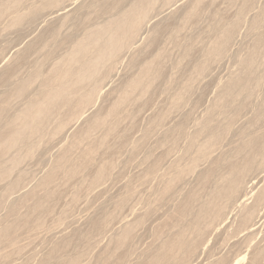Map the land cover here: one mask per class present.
<instances>
[{
  "label": "bare ground",
  "instance_id": "1",
  "mask_svg": "<svg viewBox=\"0 0 264 264\" xmlns=\"http://www.w3.org/2000/svg\"><path fill=\"white\" fill-rule=\"evenodd\" d=\"M6 1V0H5ZM41 1V0H40ZM43 1V0H42ZM68 1V0H67ZM73 0H71L69 3L71 4ZM77 1V0H76ZM97 1V0H96ZM107 1V0H106ZM106 1L104 0V4H102L101 6H99V8L97 7L96 9H99L101 12H111L113 10H115V12L117 10L120 9V11H117L120 12L119 15H118L115 19H112V20H109L108 22L105 23V25H103L102 23V26L100 28H97L96 29H86L85 33L83 34L84 37H82L81 40L79 41H75L76 43L74 44L73 42V48L72 49V53L69 55H67V57L61 62L58 64V62L56 61V66L55 67H51L52 70H50L49 74H47L46 78L44 80H42L41 82V86L39 88V82L37 85V89L38 90H35L36 88V83H37V80L38 79V75L41 74L39 73L38 74V71L42 68H38V71H32V75H27L29 78L27 79H24V81H20L19 83V87L17 86L18 85V81L16 82L17 84L15 85L12 81L10 82L9 80L11 79H8L7 76H10L8 75L10 72L9 70H6V69H9V68H2L3 70H6L5 72L2 71L1 75L4 77L6 76L7 79L4 77V79H6V81L8 80L11 84H8V85H15V87H18V92L15 91L17 93V95L19 94V96L22 94H24L23 96H25V94L29 93V92H26V91H29V89H32L30 91H32L34 88L35 91H37V94H35L33 97L31 96V98L29 99V102L27 103L26 101V104L24 103L23 104V107L26 106V107H22V110L20 111L19 109V113H16V114H13L14 117H11L8 118L7 120H5L4 116L6 115V111L8 110V108H10L14 102V100H12V105L10 104L11 103V99L10 97L8 96H5L4 95L2 97H4V99L7 97L6 100H4V102H2L0 104V125H2V127H0L1 131H0V166L1 167H5V165L8 163H4L2 160H3V156H7L9 155V153L11 151H13V148H15L16 146L18 147V144L20 143H25V142H28L30 139L32 140V137L35 135L37 136L36 134L37 133H41L40 131L42 130V128L44 126H46L45 124L48 122L49 125H50V120L49 118H52V114L56 115V113H58L59 111H62L63 113L65 112V115H66V118L65 119H60V122H61V125L59 126V130H60V133L61 131H66L68 132V129L71 127V121L70 124V127L68 129H65L67 128L68 126L66 125L67 124V120L71 117L74 118L75 114H77V112L82 109L81 113L82 112H85L84 110L88 109V106L91 105L92 101H94V97L93 95L94 92H95V89L97 90L98 87L96 86V83L98 84L97 82V73L102 70V68L104 67L103 65L106 64V62H108L110 65L106 64L108 68H111L113 65H111L110 61H112V59L116 58V54H118V56L120 55V52L123 51L124 49L128 48L131 43L133 42V40L135 39V37L138 35L141 27L144 26V24L147 22L148 18L150 17L149 14L150 12H153L152 10H155V1L157 0H134V1H131L132 4L127 5L128 7L127 8H123L122 5L124 6V1L125 0H118L116 2H110V3H106ZM171 1V0H170ZM174 1V0H173ZM207 1V3L209 4H212L214 3L215 0H193L192 4L189 3V5L191 4L190 7H187V8H184V13H183V17L180 19H178V21L181 23V24H186L187 21L190 22V19L192 21H194L195 17L197 15H199V11L201 9H203V3ZM219 1V0H218ZM221 1V0H220ZM219 1V2H220ZM224 1V0H223ZM234 1V0H233ZM237 1V0H236ZM242 1V0H241ZM254 1L258 2L257 0H243L242 1V4L240 6V3L238 6H240L238 9H236V13L233 17V14H230L231 17L226 19V15L228 14H224L222 13V9H221V13L224 14L223 17H220V19L216 18V30L213 31L215 32L214 33V40L213 42L211 43V39H209V44H207V46H209L208 48H206V58L203 62H199V64H197L194 69V72H193V75L196 77V80H198L199 76L203 77V74H204V70H209L208 69V66H210L211 63L213 62H216L217 60L219 61V59L221 57L224 56V54L226 53V49H227V46L228 44L230 43V41L232 40V37L234 36L235 32L237 33V28H240V24L241 22L244 23L242 20H243V17H244V20L245 19V16L246 13L249 11L251 12V10L253 9V7L256 5L253 6V4H257L256 2L254 3ZM4 2V0L2 1ZM2 2L0 3V19L1 17L5 16V14H8L9 12H11L10 14H13V12L15 13L12 18V26L14 27V25H17L15 28H19L18 26L22 23H24V19L26 20L27 18L30 20L32 18H35L34 14L36 13H39L38 11L39 10H43L44 8L45 9H51L50 11V14L52 12L53 15H50V16H58L57 18H59V16L61 15L60 14V11H64V9L67 7V2L66 0L62 2V0H48V1H43L42 5L39 7L40 8H37V5L36 4V8L37 9H32L34 11L28 13L27 15H20L21 12L19 11V13L17 12L16 13V10L19 8L18 5L19 2L18 0H9V1H6L2 4ZM23 2V0L21 1ZM65 2V3H64ZM99 2V1H98ZM97 2V4H98ZM129 2V1H128ZM224 2H228L227 0H225ZM232 2V1H231ZM238 2V1H237ZM37 3H39V1H37ZM61 3H64L62 4L63 7H61ZM94 3V2H93ZM100 3V2H99ZM207 3H204L207 4ZM216 3H217V0H216ZM222 3V1H221ZM225 3V4H226ZM233 3V2H232ZM2 4V5H1ZM25 4V3H24ZM83 4V3H82ZM96 4V5H97ZM126 4V3H125ZM128 4V3H127ZM162 4V3H161ZM186 4V3H185ZM207 4V5H208ZM220 4V3H219ZM229 4V3H228ZM234 4V3H233ZM238 4V3H236ZM26 5V4H25ZM33 5V4H32ZM85 5V4H84ZM83 5V6H84ZM95 5V4H94ZM182 5V4H181ZM188 5V6H189ZM214 5V4H213ZM232 4H229V6H231ZM263 5V4H262ZM34 6V5H33ZM69 6V4H68ZM167 6V5H166ZM165 6V7H166ZM184 6V5H183ZM182 6V7H183ZM217 6V5H216ZM220 6V5H219ZM227 6V7H229ZM237 6V7H238ZM18 7V8H17ZM30 8V6H28ZM47 7V8H46ZM81 7V6H80ZM85 7V6H84ZM122 7V8H121ZM126 7V6H125ZM178 7V6H177ZM181 7V8H182ZM205 7V6H204ZM261 7V6H260ZM34 8V7H32ZM68 8V7H67ZM66 8V9H67ZM86 8V7H85ZM157 8V7H156ZM163 8V7H162ZM214 8V7H213ZM218 8V7H217ZM221 8V7H220ZM232 8V7H231ZM263 8V7H261ZM28 9V8H27ZM44 9V10H45ZM79 9V8H78ZM83 9V8H82ZM87 9V8H86ZM93 9V8H92ZM175 9V8H174ZM255 9V8H254ZM253 9V10H254ZM258 9V8H257ZM28 10H31V9H28ZM27 10V12H28ZM88 10V9H87ZM86 11H83L84 13L87 12ZM98 10V11H99ZM169 10V9H168ZM173 10V9H172ZM183 10V9H182ZM215 10V9H214ZM231 10V9H230ZM233 10V9H232ZM49 11V10H48ZM92 11V10H91ZM95 11V10H94ZM97 11V12H98ZM181 11V10H180ZM229 11V10H228ZM256 11V10H255ZM75 12V11H74ZM100 12V13H101ZM159 12V11H158ZM163 12V11H162ZM173 13V11H171ZM254 12V11H253ZM43 13V11H42ZM62 13V12H61ZM65 13V12H64ZM90 12H88V15H89ZM99 13V14H100ZM157 13V12H156ZM155 13V14H156ZM199 13V14H198ZM215 13V12H214ZM217 13V12H216ZM219 13V12H218ZM229 13V12H228ZM252 13V12H251ZM23 14V12H22ZM26 14V13H25ZM68 14V13H67ZM66 14V15H67ZM81 13H79L80 15ZM83 14V13H82ZM93 14L96 15V13L94 12ZM91 14V16L93 15ZM99 14H97L96 16H98L99 18ZM113 14V13H112ZM248 14V13H247ZM39 16V14H37ZM49 15V14H48ZM65 14H62V17L60 16V18H63ZM66 15H65V21L68 20L66 19ZM86 14L82 15L81 17L85 16ZM100 15H103V14H100ZM105 15V13H104ZM110 15V14H109ZM114 15V16H116ZM151 15V14H150ZM182 15V14H181ZM10 16V15H8ZM7 16V17H8ZM43 16V15H42ZM46 16V15H45ZM90 16V15H89ZM94 16V15H93ZM113 16V15H112ZM154 16V15H153ZM176 16V14H175ZM180 16V14H179ZM212 16V15H210ZM229 16V15H228ZM251 16V14L249 15ZM254 16V15H252ZM11 17V16H10ZM41 17V16H39ZM49 17V16H47ZM69 17V16H67ZM75 17V16H74ZM95 17V16H94ZM106 17V16H105ZM104 17V18H105ZM109 17V16H108ZM171 17V16H170ZM177 17V16H176ZM37 18V16H36ZM86 20L87 19H90L89 17H84ZM110 18V17H109ZM167 18V17H166ZM172 18V17H171ZM170 18V19H171ZM197 18V17H196ZM199 18V17H198ZM197 18V19H198ZM225 18V19H224ZM247 18V17H246ZM43 19V18H42ZM70 19V18H69ZM151 19V18H150ZM165 19V18H164ZM175 19V17H174ZM196 19V20H197ZM252 19V20H251ZM249 21H250V24H248L249 26V33L253 36V39H252V43H251V46L248 48V50L246 48H244L245 50H247L246 53H244L245 56H243L238 62H237V67H236V70H234V73L230 75L229 79L225 82V84L223 83V86H220L218 88V92H217V98L215 97L213 100L214 102H212L213 104L211 105V107L207 108V110L205 111L206 114L203 116V119H205L203 121V123L201 125L198 126L197 129V132H194L195 134L192 135V137L190 136V138L188 139L187 141V144H186V151L184 152V156L186 157V160L187 162L186 163H178V164H172V166L167 170L169 171V175H167L168 173H166L165 175L162 176L161 178V182H162V188L158 191H156L158 194L155 197V200L153 201V206L151 205L149 210L147 211L146 209V212H142L140 215L137 214V216H135V219H133V221L131 220L132 223L130 222H127V220H125V224L122 226L121 228V231L117 232V235L115 234V238L112 237V240L109 242V246H105V248H101L99 251L100 253H97L98 256L97 257H94L95 261H93L92 264H129L131 263L127 258V254H126V246L127 244L130 242L129 240L134 236V232L137 231L136 229L141 226V224L144 222H146L145 220L148 219L149 221L152 220V218L150 219V216L153 217L152 215H155V213H160V212H157V207H163L165 205H167V203H171L173 199H178L176 198L175 196L177 195H180L182 194L181 191H179L178 189H180L186 182H188V177L190 176V174H194V172L197 174L195 177L197 178L196 181H194V188L192 191H190L189 193H186V194H183L182 195V198L181 200H179V202L177 203L176 207L174 208L172 214L170 215V217L166 218L165 220H163L159 226H157V231L159 233L163 235H165V237H162L164 238L160 244H155L156 246L153 247V249L151 251H149L147 254H146V257L144 259V262L142 264H198L199 262V259L201 257V255L203 254H207L206 252V247L208 246V243H209V239H211V236H214L216 233L220 232L219 229H227L229 227H234V234L233 236L234 237H238V235L240 234H243L241 238H236L235 242H233L231 245V248L233 249L232 251L234 252H229V254H234L233 257L234 259H230V256L227 254H224V255H221V257L219 256L218 258H216L215 261H212L211 263H208V264H264V220L262 219V217H260L259 213L261 210L264 209V94H263V100L261 99L260 102H258L257 104L254 102L252 103V101H248L250 99V95H252L253 93L255 94V91L253 92L252 90H259L261 86H263V78H259V69L261 67L264 68V30H262V28L264 27V8L259 10L255 16L253 18H251ZM3 20V19H2ZM36 20V19H35ZM40 20V19H38ZM46 20V19H45ZM59 20V19H58ZM61 20V19H60ZM64 20V19H63ZM62 20V23L65 22ZM104 20V19H103ZM169 20V19H168ZM4 21V20H3ZM34 22V20H32ZM31 21V22H32ZM37 21V20H36ZM50 21V20H48ZM79 21V19H78ZM83 21V20H82ZM93 21V20H92ZM96 21V20H95ZM174 21V20H173ZM176 21H177V18H176ZM174 21V22H176ZM177 21V23H178ZM191 21V22H192ZM10 22H11V19H10ZM29 21H27L28 23ZM32 22V23H33ZM55 22V21H54ZM54 22L52 23V25L54 24ZM85 22V21H84ZM83 24H86L84 23ZM90 22V21H89ZM170 22V21H169ZM169 22H166V23H169ZM173 22V23H174ZM186 22V23H185ZM190 22V23H191ZM195 22V21H194ZM35 23V22H34ZM51 23H47L48 26L51 25ZM57 23V22H55ZM61 21L59 22V26H62L61 24ZM76 23V22H75ZM82 23V22H81ZM92 23V22H91ZM198 23V22H197ZM26 24V23H25ZM69 24V23H68ZM80 23H76V25L79 26ZM87 24L88 21H87ZM86 24V25H87ZM100 24V23H99ZM172 23H170L171 25ZM180 26H183L181 25ZM194 24V23H192ZM196 24V23H195ZM214 24V23H213ZM212 24V25H213ZM10 25V23L8 24ZM29 25V24H27ZM51 25V26H52ZM64 25V24H63ZM91 25V24H90ZM90 25H89V28H90ZM164 25V26H163ZM163 28H161L162 31L157 30L156 28V32L154 31H151L153 33H151V41L152 42H158V38H159V35L162 33H159V32H164L163 30L167 29L165 28V24H163ZM173 25H176L177 24H173ZM187 25V24H186ZM201 25V23H200ZM207 25V24H206ZM209 26V30L211 27L213 26ZM37 26V25H36ZM50 26V27H51ZM57 27H59L57 24H56ZM75 26V24H74ZM81 26V25H80ZM88 26V25H87ZM159 26V24H158ZM161 26V27H162ZM172 26V25H171ZM171 26H169V30H172ZM190 25L188 24V27ZM12 27V28H13ZM24 27V26H23ZM44 27V26H43ZM46 27V26H45ZM57 27H53L54 29L57 28ZM83 29H85L84 27L86 26H81ZM157 27V26H156ZM187 27V26H186ZM7 27H5L6 29ZM29 28V27H28ZM47 28V27H46ZM49 28V27H48ZM47 28V29H48ZM82 28H79V29H82ZM95 28V26H94ZM193 28V27H192ZM191 28V29H192ZM43 30L42 34H45V37H41L43 41H45L47 39V36L48 34H46L47 32H49L48 30ZM50 29V28H49ZM64 29V28H62ZM77 29V27H76ZM14 30V28H13ZM32 30V29H31ZM37 30V29H36ZM57 30V29H56ZM143 30V28H142ZM155 30V29H154ZM168 30V29H167ZM166 30V31H167ZM179 28H175L174 26V30L170 33L171 37L173 40H175L177 37H178V32H180ZM183 30V29H182ZM208 30V31H209ZM262 30V31H261ZM7 31V30H6ZM18 31V30H17ZM40 31V30H39ZM47 31V32H46ZM57 31H60V30H57ZM72 31V30H71ZM82 31V30H81ZM212 31V32H213ZM15 32V31H14ZM45 32V33H44ZM53 31L51 30V33ZM56 32V31H55ZM63 32V31H62ZM67 32V31H66ZM76 32H78L76 30ZM83 32V31H82ZM169 32V31H167ZM190 32V31H189ZM207 32V31H206ZM211 33V36H212V33ZM6 33V32H5ZM51 33L48 37L51 36ZM73 33V32H72ZM144 33V32H143ZM182 33V32H181ZM198 33V32H197ZM204 33V32H203ZM248 33V34H249ZM12 34V33H11ZM9 34V35H11ZM25 34V33H24ZM23 34V35H24ZM42 34H39V35H42ZM54 34V33H53ZM52 34V35H53ZM56 34H58L56 32ZM62 34V33H61ZM65 34V33H64ZM142 34V33H141ZM13 35V34H12ZM16 35V34H15ZM32 35V34H31ZM37 35V36H39ZM76 35V34H75ZM146 35V34H145ZM160 35V36H161ZM236 35V34H235ZM59 36V35H58ZM63 36V35H62ZM166 38L168 37L167 35H165ZM194 36V35H193ZM251 36V37H252ZM8 37V36H7ZM31 37V36H30ZM39 37V39H41ZM70 37V36H69ZM149 37V36H148ZM147 37V38H148ZM149 37V38H151ZM171 37L169 38L171 40ZM246 37V36H245ZM37 38V37H36ZM45 40H44V39ZM51 38V37H50ZM72 38V37H71ZM162 38H164V36H162ZM10 39V38H9ZM19 39V38H18ZM23 39V38H22ZM38 39V40H39ZM49 39V38H48ZM64 39V38H63ZM61 41V44L62 42H64V39ZM168 39V38H167ZM179 39V38H178ZM184 39V38H183ZM207 39V38H206ZM236 39V38H235ZM37 40V42H38ZM42 40H39L41 42H43ZM53 40V39H52ZM58 40V39H57ZM69 40H71L69 38ZM137 40V39H136ZM163 40L160 38V41ZM166 40V39H165ZM163 40V43L162 41L159 42V44H163L164 47H165V44L167 42H165L164 44V41ZM171 40V41H173ZM234 40V39H233ZM34 41H36L34 39ZM68 41V40H67ZM73 41V40H72ZM135 41V40H134ZM150 41V42H151ZM171 41H168V42H171ZM190 41V40H189ZM235 41V40H234ZM250 41V40H249ZM192 42V41H190ZM194 42V41H193ZM193 42L191 43V45L193 44ZM232 42V41H231ZM31 43V42H30ZM29 43V44H30ZM35 43V42H34ZM33 43V44H34ZM39 43V42H38ZM37 43V44H38ZM49 43V42H48ZM59 43V42H57ZM67 43V42H66ZM72 43V42H71ZM179 41H176V46H178L179 44ZM196 43V42H195ZM211 43V44H210ZM28 44V45H29ZM32 43L30 45H33ZM60 44V45H61ZM69 44V43H68ZM142 44V43H141ZM172 44V43H170ZM168 44V45H170ZM231 44V43H230ZM27 45V46H28ZM39 45V44H38ZM64 45V44H63ZM61 45V46H63ZM153 45V44H152ZM157 45V44H156ZM154 45V46H156ZM167 45V47H168ZM174 45V44H173ZM194 45V44H193ZM206 45V43H205ZM205 45H202L201 43V47H205ZM16 46V45H15ZM35 46V44H34ZM59 46V45H58ZM72 46V45H70ZM147 46H150V45H147ZM160 46V51L159 48L157 50L156 53H152L153 55L150 56V58L148 60H144L143 63H141L139 69H138V74L136 73L137 70H136V75L131 77V79L128 81L126 80L127 82L125 83V86L123 88L121 92V94H119V97L118 99H116V101L110 105L109 109L104 111V114L102 112V115L104 116H99V117H95L93 120H92V116H91V120L90 119L87 121L89 123L90 121V124L87 128L86 131H81V132H84L83 134L81 133L82 137L86 139H88L90 136V131L91 130H94L95 131H99V133H101V136L96 140V142L98 141L97 145L95 146H89L85 148V150H83L80 154V156L78 157L77 155V159L76 160H71V149L74 148H71L69 146L70 151L68 150V146L67 144L66 147L65 145L63 147H60L62 148L61 150H58L60 151V156H57L55 155L56 157H59V159L57 160V163L58 164H53L55 167L59 168V171H61L64 175H66L68 177V179H72V178H75L76 176H78V174H80L79 172L82 170V169H87L90 167L93 168V171H94V168L96 167H93V161H94V156L95 155H98L97 157H99L100 154H97V151H99V148L102 147L106 142L107 140L109 139V137H111L112 135H116L115 131H116V128H117V123L120 125L121 123L120 122H123L120 120V122H117L118 121V118H119V114H124V112L120 113L122 108L126 105L128 107H130L132 105V103L134 104V102L137 100L139 101H142L141 98H143V96L146 94L150 95L149 94V90L152 89V86H157L159 85L158 83H160L159 81L161 80L160 78L162 77L164 71H163V66L167 60V58L165 56H167L168 53H166V55L164 56V52L163 50L166 51V49L168 50V48H164L162 47V45H159ZM171 46V45H170ZM195 46V45H194ZM193 46V47H194ZM197 46V45H196ZM195 46V49L198 47ZM30 47V46H28ZM27 47V48H28ZM33 47V46H32ZM31 47V49H32ZM45 47V46H44ZM49 47V46H48ZM162 47V48H161ZM192 46H188L186 51H185V57H189V56H193V51H194V48ZM229 47V46H228ZM240 47V46H239ZM34 48V47H33ZM36 48V46H35ZM58 48V47H57ZM66 48V47H65ZM70 48V47H69ZM150 48L152 49L153 47L150 46ZM171 48V47H170ZM176 48V47H175ZM181 48V47H180ZM235 48V47H234ZM26 49V48H25ZM24 49V50H25ZM130 49V47H129ZM142 52L144 49L143 48H140ZM143 49V50H142ZM149 49V48H148ZM154 49V48H153ZM178 49V48H177ZM21 51V53H24L25 51ZM27 50V49H26ZM34 50V49H33ZM65 50V49H63ZM70 50V49H69ZM136 50V49H135ZM150 50V49H149ZM170 50V49H169ZM198 50V49H197ZM28 51H29V48H28ZM37 51V50H36ZM71 51V50H70ZM129 51V50H128ZM137 51V50H136ZM135 51V52H136ZM153 51V50H152ZM18 52V51H17ZM30 52V51H29ZM68 52V51H67ZM173 52V50H172ZM178 52V51H176ZM180 52V51H179ZM19 53V52H18ZM20 53V54H21ZM50 53V52H49ZM48 53V55H49ZM125 53V52H124ZM128 53V52H127ZM133 53V52H132ZM143 53H146V52H143ZM150 53V52H147V54ZM1 54V53H0ZM13 54V53H12ZM29 53H25L26 56H28ZM37 54V53H36ZM46 54V53H45ZM131 54V53H130ZM138 54V53H137ZM196 54V53H195ZM198 54H199V50H198ZM8 55V54H7ZM22 55V54H21ZM122 55V54H121ZM140 55V54H139ZM138 55V56H139ZM150 55V54H148ZM31 56V55H30ZM36 56V55H35ZM66 56V55H65ZM115 56V57H114ZM202 56V55H201ZM16 57H18V54L16 55ZM39 57V56H38ZM133 57V55H132ZM2 58V57H0ZM21 58H25L21 56ZM17 59V60H21L22 59ZM47 58V57H46ZM118 58V57H117ZM139 58H141L139 56ZM138 58V59H139ZM145 59V57L142 56V59ZM166 58V60L164 59ZM15 59L16 62H11L13 64H17V60ZM61 59V58H60ZM123 59V58H122ZM140 59V60H142ZM194 59V58H193ZM198 59V58H197ZM3 60V59H2ZM27 60V58L25 59V61ZM116 61L118 59H115ZM130 60V59H129ZM165 60V62H164ZM184 60V59H183ZM182 60V61H183ZM199 60V59H198ZM221 60V59H220ZM20 61V62H21ZM24 61V60H23ZM22 61V62H23ZM29 61V60H28ZM179 61V60H178ZM182 61H180L181 63H183ZM2 62V61H0ZM113 63L115 62L114 60L112 61ZM131 62V64L135 63V62H138L140 63L138 60H137V56H134L132 58V61H129ZM142 62V61H141ZM180 62L178 64H180ZM192 62V60H191ZM223 62V61H222ZM25 63V62H23ZM23 63L21 65H23ZM39 63V62H38ZM36 63L37 65L36 66H39V64ZM164 63V64H163ZM176 63V62H175ZM194 63H196V59L194 61ZM198 63V62H197ZM5 64V63H4ZM118 64V63H117ZM177 64V65H178ZM185 64V63H183ZM20 65V66H21ZM120 65V64H119ZM130 65V64H129ZM137 65V64H135ZM188 65V64H187ZM192 65V64H191ZM195 65V64H194ZM214 65V63H213ZM217 65V64H216ZM215 65V67H216ZM5 66V65H4ZM41 66V64H40ZM103 66V67H102ZM111 66V67H110ZM130 66H133V65H130ZM139 66V65H138ZM137 66V67H138ZM182 66V65H181ZM12 67V66H11ZM17 67V66H16ZM18 67H19V64H18ZM31 67V66H30ZM126 67V66H125ZM136 67V66H135ZM176 67V66H175ZM179 67V66H178ZM177 67V68H178ZM184 67V65H183ZM182 67V68H183ZM20 68V67H19ZM105 68V67H104ZM103 68V70H104ZM172 68V67H170ZM181 68V69H182ZM188 68V67H187ZM11 69V68H10ZM15 69V67H13V70ZM32 69V68H31ZM35 69V68H34ZM107 69V68H106ZM114 69V68H113ZM136 69V68H135ZM173 69V68H172ZM180 69V70H181ZM192 69V68H191ZM1 70V69H0ZM37 70V68H36ZM108 70V69H107ZM116 70V68H115ZM18 72V70H15ZM41 71V70H40ZM39 71V72H40ZM105 71V70H104ZM110 71V73L112 72V70H108ZM117 71V70H116ZM183 71V70H182ZM186 71H188V69H186ZM103 72V71H101ZM114 72V71H113ZM166 72V71H165ZM175 72V71H174ZM207 72V71H206ZM263 72V71H262ZM22 73V71H21ZM176 73V72H175ZM184 73V71H183ZM188 73V72H187ZM209 73V72H208ZM14 74V72H13ZM16 74V72H15ZM112 74V73H111ZM116 74V73H115ZM164 74H167V73H164ZM185 74V73H184ZM183 74V75H184ZM263 74V73H262ZM261 74V75H262ZM0 75V77H1ZM26 75V74H25ZM100 75V74H98ZM102 75V74H101ZM109 76H111L110 74H107ZM14 76V75H13ZM12 76V77H13ZM105 76V74H103V77ZM178 76V75H177ZM207 75H205L206 77ZM264 76V75H263ZM2 77V78H3ZM42 77V76H41ZM164 77V75H163ZM183 77V76H182ZM181 77V78H182ZM187 77H190V75H187ZM198 77V78H197ZM2 78H0L2 80ZM26 78V77H25ZM102 78V77H101ZM184 78V77H183ZM129 79V78H128ZM160 79V80H158ZM164 79V78H163ZM186 79V78H185ZM189 79V78H188ZM200 79V78H199ZM202 79V78H201ZM13 80V78L11 79ZM100 78L98 79L99 81V84H103V82H105V80L100 83ZM103 80V79H102ZM187 80V79H186ZM195 80V79H194ZM36 81V83L34 84V82ZM158 81V83H156L154 85V83ZM167 81V80H166ZM171 81V80H170ZM180 81V80H179ZM208 81V79H207ZM2 82V81H1ZM162 82V81H161ZM169 82V81H168ZM184 82V80H183ZM188 82V81H187ZM3 83L6 84V82L4 81ZM186 83V82H185ZM183 85L182 83V87H183V90L184 91H187V89H189V87L186 85L188 83H186ZM220 83V82H219ZM162 84V83H161ZM172 84V82H171ZM170 84V85H171ZM196 84V83H195ZM207 84V83H206ZM214 84V83H213ZM212 84V85H213ZM222 84V83H221ZM1 85V83H0ZM35 85V87L33 86ZM123 85V84H122ZM193 85V84H192ZM4 86V85H3ZM2 86V87H3ZM7 86V84L5 85V87ZM32 86V87H31ZM103 86V85H102ZM211 86V85H210ZM9 87V86H7ZM13 87V86H11ZM10 87V88H11ZM84 87H88V88H84ZM101 87V85L99 86ZM195 87V86H194ZM204 87V86H203ZM206 87V86H205ZM86 89L85 91L86 92H81L82 89ZM162 88V87H161ZM165 88V87H164ZM163 88V89H164ZM168 88V87H167ZM177 88V86H176ZM217 88V87H216ZM259 88V89H258ZM6 89V88H5ZM83 89V90H84ZM88 89V90H87ZM166 89V88H165ZM181 89V87H180ZM179 89V91H181ZM193 89V88H192ZM264 89V88H263ZM11 89H8L7 92L10 94V96L14 95L12 90V95H11V92H10ZM14 90V89H13ZM100 90V89H99ZM118 90V89H117ZM154 90V88H153ZM156 90V89H155ZM261 91V90H259ZM264 91V90H263ZM3 92V91H2ZM26 92V93H25ZM98 92V91H97ZM196 92V91H195ZM251 92H253L251 94ZM7 93V94H8ZM166 93V92H165ZM184 92H177V94L172 95L173 98L171 99V102H169V106H167V108L165 107V111L163 110L162 112V109L161 111H159V114H162L159 115V116H156L157 114H153L155 117H157L154 122L155 123H158L160 121H165V119L168 121V117L170 118L171 114H172V118H174L173 116H176V114L179 112L180 108L179 106L181 105V101L183 102L182 98L184 95H186V92L183 94ZM203 93V92H202ZM259 93V94H260ZM4 94V93H3ZM6 94V95H7ZM8 94V95H9ZM26 94V95H27ZM32 94V93H31ZM153 94V93H152ZM189 94V93H187ZM165 95V94H164ZM194 95V94H193ZM16 96V95H15ZM23 96L22 98L19 99L22 100L23 99ZM30 96V95H27V97ZM195 96V95H194ZM199 96V95H198ZM1 97V96H0ZM14 97V96H13ZM11 97V98H13ZM21 97V96H20ZM110 97V96H109ZM148 97V96H147ZM146 97V98H147ZM151 97V96H150ZM169 97V95H168ZM205 97V95H204ZM255 97V96H254ZM257 97V96H256ZM253 98V97H252ZM25 99V98H24ZM27 99V98H26ZM93 99V100H92ZM150 99V98H149ZM185 99V98H183ZM2 100V101H3ZM10 100V102H9ZM18 99H16V103L18 104ZM96 100V98H95ZM152 100V99H151ZM204 100V99H203ZM202 100V101H203ZM252 100V99H250ZM113 101V100H112ZM192 101V100H191ZM198 101V100H197ZM196 101V102H197ZM255 101H257V99H255ZM259 101V100H258ZM1 102V101H0ZM21 102V101H20ZM135 102V103H136ZM186 102V101H185ZM194 102V101H193ZM236 102L239 104L242 103V104H245L247 106H249L251 109H249L247 106L245 108V105H243L242 107L245 108V111L243 109V111L246 113L248 110H250V112H252V114L249 112L248 113V116H245L248 119L247 122H245V120L242 118V111L240 108H242L241 106L239 105H242V104H239L237 105ZM248 102V104H246ZM107 103V102H106ZM141 102H137V105L136 107L138 108V105L140 104ZM200 103V102H199ZM10 104V105H9ZM16 104V105H17ZM128 104V105H127ZM131 104V105H130ZM143 104V103H141ZM238 106H236V105ZM144 105V104H143ZM167 105V104H166ZM199 105V104H198ZM202 105V104H201ZM10 106V107H8ZM101 106V105H100ZM134 106V105H132ZM141 106V105H140ZM183 106V105H182ZM91 107V106H90ZM127 107V108H128ZM135 107V106H134ZM135 107V109H136ZM14 108V106H13ZM17 108V107H16ZM85 108V109H84ZM125 107L124 111L127 109ZM133 108V107H132ZM188 108V107H187ZM186 108V109H187ZM193 108V107H192ZM197 108V107H196ZM235 109V112L238 111L237 113H239V111H241V118L244 120H242L243 122H245V124L243 122H240L241 127H239V124L238 127V131H236V134L235 132L233 133V135L235 134L236 135V140L234 141H231L233 139H231V130H232V127H234L236 125V114L233 112L234 109ZM248 108V110H246ZM12 109V108H11ZM231 110L232 113L235 114V117H234V114L231 113V116H226L225 114V118L221 119L222 116H219L220 118L217 119L218 115H223L224 114V110ZM90 110V109H88ZM128 110V109H127ZM126 110V112H128ZM178 110V111H177ZM181 110H182V107H181ZM180 110V111H181ZM134 110H132L133 112ZM137 111V110H136ZM177 113H176V112ZM10 112V110H9ZM17 112V111H16ZM106 112V113H105ZM130 112V111H129ZM175 112V113H174ZM185 112V111H184ZM192 112V111H191ZM228 112V111H227ZM228 112V113H229ZM79 113V112H78ZM135 113V112H134ZM173 113L175 115H173ZM183 113V111H182ZM194 113V112H193ZM9 115V113H7ZM96 114V112H95ZM99 114L101 115V112H99ZM170 114V115H169ZM186 114V113H185ZM198 114V113H197ZM201 114V113H200ZM53 115V116H54ZM60 115V114H59ZM63 115V114H62ZM81 114L79 113V116ZM126 115V114H125ZM128 115V114H127ZM189 115V114H188ZM245 115V114H244ZM95 116V115H94ZM136 116V114H135ZM153 116V117H154ZM166 116V118H165ZM179 116V115H178ZM64 117V116H63ZM127 116H125L126 118ZM152 117V118H153ZM184 117V116H181V118ZM205 117V118H204ZM7 118V117H6ZM78 118V116H77ZM165 118V119H163ZM185 118V119H184ZM183 118V123L186 122V117ZM189 118V117H188ZM240 118V119H241ZM53 119H55L53 117ZM58 119V117H57ZM72 119V118H71ZM75 119V118H74ZM72 119V121L74 120ZM79 119V118H78ZM121 119V118H120ZM134 119V118H133ZM177 119V118H176ZM221 119V120H220ZM3 120H5L6 122H4ZM56 120V119H55ZM148 120V119H147ZM182 120V119H181ZM180 120V123H182ZM190 120V119H189ZM235 120V121H234ZM125 121V120H124ZM164 121L162 122L164 124ZM173 121V120H172ZM4 122V123H3ZM53 122V121H52ZM51 122V123H52ZM150 122V121H149ZM189 122V121H188ZM194 122V121H193ZM235 122V125L232 126V123L234 124ZM239 122V121H238ZM132 123V122H131ZM155 123H152L151 124H155ZM190 123V122H189ZM195 123V122H194ZM159 124V123H158ZM161 124V122H160ZM159 124V126L161 127V125ZM174 124H175V121H174ZM179 124V123H178ZM177 124V125H178ZM59 125V124H57ZM87 123L85 124V127H86ZM124 125V124H122ZM147 125V129H149L151 127L150 123L149 124H146ZM176 125V126H177ZM64 126V128H62ZM153 126V125H152ZM156 127V124L154 125ZM157 126V129L158 127ZM180 126V124H179ZM178 126V127H179ZM182 127H184L183 125H181ZM192 126V125H191ZM84 127V128H85ZM120 127V126H118ZM122 127V126H121ZM120 127V128H121ZM149 127V128H148ZM154 127V128H155ZM175 127V126H174ZM182 127L180 128H173L175 130L172 129L171 131V128L169 129L171 131V134L172 136L174 134H176L174 137L175 139L177 138H180L182 137V133L184 131H182ZM153 128V127H152ZM152 128H150V132L152 131ZM153 128V129H154ZM194 128V127H193ZM235 128V127H234ZM235 128V129H236ZM45 129V128H43ZM71 129V128H70ZM82 129V128H81ZM234 129V130H235ZM56 130V129H55ZM118 130V128H117ZM122 130V129H121ZM156 130V129H154ZM168 130V131H169ZM237 130V129H236ZM58 131V130H57ZM56 131V132H57ZM97 131V132H98ZM101 131V132H100ZM119 131V130H118ZM117 131V132H118ZM233 131V130H232ZM55 132V133H56ZM80 132V131H79ZM166 132V131H165ZM164 132V133H165ZM174 134H173V133ZM229 132L231 133V135L229 134ZM94 133V132H93ZM120 133V132H119ZM149 133V132H147ZM170 133V132H169ZM124 134V133H123ZM151 134V133H150ZM170 134V135H171ZM230 135V139L227 138V136L229 137ZM40 135V134H39ZM80 134H78L77 136H79ZM93 135V134H92ZM120 135V134H119ZM119 135H116L118 136L119 138ZM145 135L146 137H143L145 140H143L142 138V141H144L146 143V140L148 139L147 135L146 134V131H145ZM169 135V134H168ZM168 135H164V139H162V142L165 144H167V138H169L170 140V136L169 137H165V136H168ZM185 136V134H183ZM232 135V136H233ZM34 136V137H35ZM76 136V137H77ZM126 136V135H124ZM177 136H180V137H177ZM187 136V135H186ZM185 136V137H186ZM113 137V136H112ZM111 137V138H112ZM123 137V136H122ZM120 136V140L122 138ZM162 137V138H163ZM203 137L202 140H199V138ZM80 137H78L79 139ZM91 138V137H90ZM188 138V136H187ZM186 138V139H187ZM235 139V136L233 137ZM76 139V138H75ZM107 139V140H106ZM113 139H115L113 137ZM124 139V138H123ZM172 139V142H170L171 146H174L177 141L175 142V140L173 139V137L171 138ZM182 139V138H181ZM111 140V139H110ZM108 140V141H110ZM118 140V139H116ZM119 140V141H120ZM33 141V140H32ZM75 141V140H74ZM84 141V139H83ZM106 141V142H105ZM113 140H111L112 142ZM115 141V140H114ZM113 141V142H114ZM118 141V142H119ZM123 140H121V144L120 142L118 143L119 145L122 146V144H124V142L122 143ZM141 141V140H140ZM141 141V142H142ZM161 141L158 140L157 142ZM171 141V140H170ZM179 141V139H178ZM80 142H81V139H80ZM78 142V143H80ZM116 142V146L118 147V144H117V141ZM114 142V143H115ZM143 142V143H144ZM182 142V140H181ZM32 143V142H31ZM50 143V142H49ZM54 143V142H53ZM72 143V142H71ZM76 143V144H78ZM82 143V142H81ZM88 143H91V142H88ZM143 143L140 145V147L143 148ZM180 143V141H179ZM28 144V143H27ZM30 144V143H29ZM33 144V143H32ZM64 144V143H63ZM95 144V142H94ZM109 144V142H108ZM113 145V143H111ZM159 144V143H158ZM169 144V145H170ZM178 144V143H177ZM37 145V144H36ZM54 145V144H53ZM70 145V144H68ZM75 145V144H74ZM79 145V144H78ZM77 145V146H78ZM93 145V144H92ZM102 145V146H101ZM111 145V146H112ZM167 145V146H169ZM25 146V145H24ZM29 148H30V145H28ZM28 146H25L26 148ZM109 146V145H108ZM162 146L165 147V145H160V147L162 148ZM184 146V145H183ZM16 147V148H17ZM24 147V148H25ZM85 147V146H84ZM105 147V146H104ZM114 146L110 147L109 150H114L113 148H117ZM124 147V146H123ZM138 147H139V144H138ZM137 147V148H138ZM140 147L138 149H140ZM176 147V145L174 146ZM173 147V149H174ZM29 148L27 149L29 151ZM76 148V146H75ZM112 148V149H111ZM122 148V147H121ZM166 148V147H165ZM164 148V149H165ZM172 148V147H171ZM12 149V150H11ZM59 149V148H58ZM80 149V148H79ZM105 149L107 150V153H108V148L107 146L105 148H102V150ZM120 149V147H119ZM163 149V150H164ZM168 149H170V147H168ZM166 149L165 152H163V150L161 152H163V157L168 158L170 154L171 156V153L170 151ZM10 150V152L8 151ZM27 150H25L26 152H28ZM74 150V149H73ZM80 150V151H81ZM100 150V152L102 153L103 151ZM118 150V148H117ZM117 150L115 149L114 151L117 152ZM123 150V149H122ZM125 150V149H124ZM149 150V149H148ZM168 150V151H167ZM171 150V149H170ZM185 150V149H184ZM8 151V154L6 155V152ZM112 151V152H114ZM119 151V154H120V150ZM133 151V150H132ZM138 151V150H136ZM147 151V150H146ZM74 152V151H73ZM99 152V153H100ZM105 152V151H104ZM111 152V153H112ZM130 152V151H129ZM148 152V151H147ZM172 152V151H171ZM182 152V151H181ZM13 153V152H12ZM29 153V152H28ZM70 155H69V154ZM107 153H103L105 154L104 156L107 155ZM110 153V152H109ZM108 153V154H109ZM110 153V154H111ZM17 154V152H16ZM57 154V153H56ZM102 154V155H103ZM113 154V153H112ZM111 154V155H112ZM116 155V153H114ZM131 154V153H130ZM134 154V153H133ZM149 154V153H148ZM12 155V154H11ZM102 155H101V158H102ZM127 155V154H126ZM159 155H161V153H159ZM74 156V154H73ZM108 156V155H107ZM106 156V157H107ZM150 156V155H148ZM154 156V154H153ZM152 156V157H153ZM158 156V155H157ZM168 156V157H166ZM182 156V155H180ZM182 156V157H184ZM113 157V156H112ZM132 157V156H131ZM160 157V156H159ZM163 157H160L161 160ZM6 158V157H5ZM70 158V159H69ZM100 158V157H99ZM148 158V157H147ZM156 158V157H154ZM8 159V158H6ZM19 159V158H18ZM17 159V161H18ZM105 159V158H104ZM157 159V158H156ZM170 159V158H169ZM185 159V158H184ZM182 158V160H184ZM16 160V159H15ZM21 160V158L19 159V161ZM55 160V161H56ZM100 160V159H98ZM110 160H111V156H110ZM114 160V159H113ZM151 160V159H150ZM153 160V159H152ZM151 160V161H152ZM155 160V159H154ZM149 164V167H145L146 169L145 170H148L149 171V175H153V176H156L159 172V170L161 171V165H163L162 163H158V161L160 162L161 160L159 159L158 161H154ZM164 160V159H163ZM168 160V159H167ZM171 160V159H170ZM181 160V161H182ZM7 161V160H6ZM9 161V160H8ZM14 161V159H13ZM101 161V160H100ZM150 161V162H151ZM165 161V160H164ZM164 161H161V162H164ZM174 161V160H173ZM176 161V160H175ZM3 162V163H2ZM16 161L14 162H11V163H14L15 164ZM104 160L99 164L98 167L95 168V172L93 173V175L91 176V179H90V182L92 184H95L97 183L98 181H100L102 178H105V177H108V171H110V169L112 168L111 165L107 162H104ZM148 162H149V159H148ZM149 162V163H150ZM170 162V161H169ZM177 162H180V161H177ZM5 164V165H2V164ZM17 165L19 164V162H16ZM147 163V162H146ZM145 163V164H146ZM167 163V162H166ZM166 163L164 162L165 166H166ZM173 163V162H172ZM62 164H65L62 165ZM160 164V165H159ZM205 164L206 167H202L201 165ZM16 165V164H15ZM57 165V166H56ZM60 165V167L58 166ZM147 165V164H146ZM203 165V166H205ZM11 166V165H10ZM62 166V167H61ZM68 167L66 168L67 170L64 171L63 169H65L64 167ZM169 167V165H167ZM202 168H201V167ZM15 167V166H14ZM164 167V166H162ZM158 168H160L158 170ZM167 169V167H165ZM165 169V170H166ZM51 170V169H50ZM48 173H46V176H44V179L42 181V185L41 186H45L46 183H49V182H53V179H54V172H51V171H57V169L55 170H51ZM91 170V169H90ZM64 171V172H63ZM92 171V170H91ZM92 171V172H93ZM145 173L147 171H144ZM142 172V173H144ZM156 172V173H155ZM59 173V172H58ZM142 173H140V175H142ZM156 175H155V174ZM56 174V172H55ZM159 174V173H158ZM62 175V174H61ZM111 175V174H110ZM139 175V174H138ZM57 176V175H55ZM80 176V175H79ZM144 176V175H142ZM146 176H147V173H146ZM161 176V175H160ZM145 177V176H144ZM193 177V176H192ZM77 178V177H76ZM80 178V177H79ZM78 178V179H79ZM150 178L151 176H147L145 178H143V181L141 183H143V185L148 182V179L150 181ZM155 178V177H154ZM136 179V178H135ZM142 179V178H141ZM158 179H159V175H158ZM191 179V178H190ZM194 179V178H193ZM18 180V179H17ZM16 180V182H14V185L16 183H18ZM20 180V179H19ZM134 180V179H133ZM71 181V180H70ZM136 182V181H134ZM90 183V184H91ZM150 183V182H149ZM91 184V185H92ZM135 184V183H134ZM147 184V183H146ZM187 184V183H186ZM185 184V185H186ZM11 185V184H10ZM9 185V186H10ZM160 185V184H159ZM16 186H18V184H16ZM11 186L12 188H10L9 192H12L13 189L16 190L17 188ZM181 186V187H180ZM131 187V186H130ZM135 187V186H134ZM141 187V185L139 186ZM142 187H145V186H142ZM141 187V188H142ZM149 187V186H147ZM180 187V188H179ZM124 188V187H123ZM127 188V187H126ZM125 188V189H126ZM132 188V187H131ZM154 188V187H153ZM152 188V189H153ZM129 189V188H128ZM127 189V191L125 192L126 194L123 195L124 196H127V199H129L128 197L131 195V194H127V193H130L128 192L129 190ZM140 189V188H139ZM147 189V188H146ZM184 190V188H182ZM38 190V188H37ZM141 190V189H140ZM181 190V189H180ZM182 190V191H183ZM190 190V189H189ZM106 191V190H105ZM105 191H103V193H105ZM125 191V190H123ZM132 191V190H131ZM143 191V190H142ZM53 192V191H52ZM149 192V191H148ZM185 192V191H184ZM54 193V192H53ZM50 192V196H52V194ZM132 193V192H131ZM137 193V192H136ZM13 194V193H11ZM49 194V193H48ZM46 194V195H48ZM141 194V193H140ZM146 194V193H145ZM156 194V193H155ZM150 195V194H149ZM49 196V197H50ZM106 196V195H105ZM141 196V195H140ZM26 197V196H25ZM48 197V196H46ZM132 197V195H131ZM142 197V196H141ZM151 197V195H150ZM24 198V197H23ZM42 198V197H41ZM45 198V197H44ZM126 198V197H124ZM12 199V198H11ZM49 199V198H47ZM47 199H36V196L32 194L31 196V200H33V206H32V212H38L41 213L42 211L47 212L48 210V205H46V202L45 200ZM121 199V198H120ZM119 199V200H120ZM154 199V198H153ZM180 199V198H179ZM19 201V199H17ZM16 200V203L18 202ZM24 200V199H23ZM22 199L19 201V204L21 203V201H23ZM109 200V199H108ZM118 200V201H119ZM125 200L126 199H122L119 201V203L116 204V206L114 207V210H116V212H118V215L116 214V212H112L111 216H109L110 214L107 212V211H104L106 214L103 213V211H100V210H97L98 212V215L102 214V216H100L99 218L95 219L93 217V219H90L89 220V223L87 224V230H90V235L89 234H84L85 232L81 231H77L76 229L73 231L74 233L66 236L63 234V237L60 238V240L58 242H60L59 247L63 248V251L65 250V252H63L64 254L67 252L69 253V251L71 250L72 247H70L71 245L73 246L74 244H78V242L81 243V241L83 240V236L85 235H89L86 236V239L88 240V242L90 241L89 238H91L92 236H94L96 234V232L99 231V233L101 232L100 230H102V222L104 223L105 221L103 220H108V219H111V218H114L115 220V215L119 216V212L120 210H123L124 208V204H125ZM132 200V199H131ZM131 200L129 202H131ZM49 201V200H47ZM127 201V200H126ZM174 201V200H173ZM177 202V201H176ZM175 202V203H176ZM15 202L13 201V205H9L8 209L7 210V213L4 215H6V219H4V223H3V226L0 230V244L2 243H5V242H14V240H16L17 238V229L21 227H25V226H22V225H19L17 222H15V217L18 216L17 215V210H16V203L14 204ZM146 203V202H145ZM154 203H155V206H154ZM11 204V203H10ZM136 204V203H135ZM172 204H168L167 207H170ZM174 205V204H173ZM172 205V207H173ZM100 207V206H99ZM166 207V206H165ZM172 207H170L172 209ZM160 208V209H161ZM4 209V208H2ZM159 209V211H161ZM169 209V210H171ZM142 210V209H141ZM49 211V210H48ZM90 211V210H89ZM45 212V213H46ZM96 212V211H95ZM96 212V214H97ZM102 212V213H100ZM110 212V213H111ZM125 212V211H124ZM169 212V211H168ZM167 212V213H168ZM264 212V210H263ZM44 213V214H45ZM48 213V212H47ZM100 213V214H99ZM107 213L109 215H107ZM166 213V211H165ZM159 217V215H157ZM129 215V214H128ZM139 215V216H138ZM262 215V214H261ZM91 216V215H90ZM114 216V217H113ZM116 216V217H117ZM153 217V218H156ZM168 216V215H167ZM264 217V216H263ZM145 219V220H144ZM117 220V219H116ZM119 220V219H118ZM123 220V222H124ZM130 220V219H128ZM156 220V219H154ZM158 220V219H157ZM110 221V220H109ZM108 221V222H109ZM113 222V220H111ZM110 221V222H111ZM107 222V223H108ZM109 222V223H110ZM120 222V221H119ZM122 222V221H121ZM120 222V223H121ZM127 222V223H126ZM90 224V229L89 228V225ZM106 224V222H105ZM119 224V223H118ZM226 224V225H225ZM144 225V224H143ZM142 225V226H143ZM105 226H108V225H105ZM225 228H224V227ZM121 227V226H120ZM227 227V228H226ZM107 228V227H106ZM141 228V227H140ZM104 226H103V230H104ZM142 229V228H141ZM140 229V230H141ZM79 230V229H78ZM102 230V231H103ZM219 230V231H218ZM85 231V230H84ZM156 233L157 231L154 230ZM224 231V230H222ZM83 232V234L81 233ZM87 232V231H86ZM89 233V231L87 232ZM98 233V234H99ZM136 233V232H135ZM261 234L260 235V239L256 242H254L257 238V234ZM94 234V235H92ZM97 234V235H98ZM83 235V236H82ZM158 234H156L157 236ZM225 235V234H223ZM229 235V234H228ZM222 236V235H221ZM60 237V236H59ZM154 236H152L153 238ZM161 237V236H160ZM225 237V236H224ZM229 237V236H228ZM85 238V237H84ZM159 238V237H158ZM157 238V239H158ZM231 238H232V234H231ZM92 239V238H91ZM156 239V240H157ZM160 239V238H159ZM258 239V238H257ZM87 240H85V244H87ZM159 241V242H160ZM227 241V240H226ZM84 241H82L83 243ZM93 242V241H92ZM90 243V242H89ZM216 243V242H215ZM214 243V244H215ZM227 243V242H226ZM92 243H90L89 245H91ZM220 244V243H219ZM224 245V244H223ZM77 246V245H76ZM80 247H82L81 245H79ZM85 247V245H83ZM132 246V245H131ZM226 246V245H225ZM70 247V248H69ZM88 247V246H86ZM107 247V248H106ZM224 247V246H223ZM57 246H54L53 250L50 252V253H53L54 250H56ZM70 250H69V249ZM73 248H76L77 247H74ZM72 248V249H73ZM79 248V247H78ZM230 248V246H229ZM60 249V248H59ZM57 249V251L59 250ZM75 249V251H76ZM81 249V248H80ZM68 250V251H67ZM229 250V249H228ZM67 251V252H66ZM74 251V250H73ZM79 251L77 253L78 257L81 258V255L80 254V251L81 250H77ZM98 251V252H99ZM48 253V254H50ZM82 253V251H81ZM129 253V252H128ZM55 254V253H54ZM53 254V256H54ZM75 254V253H74ZM72 253V256L67 258L65 257L67 260L64 262L63 261V264H75L77 263V261L79 262V259L78 257H75L77 255H74ZM96 254V255H97ZM52 255V254H50ZM87 255V254H86ZM51 256V257H53ZM65 256V255H64ZM63 256V257H64ZM140 256V255H139ZM50 257V256H49ZM49 257H46V258H49ZM55 257V256H54ZM56 258V257H55ZM51 259V258H50ZM50 259H46L50 261ZM57 263L54 261V264H62V261L57 257ZM65 260V259H63ZM84 260V259H83ZM141 261V260H140ZM45 262V261H44ZM42 262V263H44ZM84 262V261H83ZM207 262V261H206ZM80 263V262H79ZM46 264V263H45ZM86 264V263H85ZM91 264V263H90ZM137 264V263H136Z\"/></svg>",
  "mask_w": 264,
  "mask_h": 264
},
{
  "label": "rangeland",
  "instance_id": "2",
  "mask_svg": "<svg viewBox=\"0 0 264 264\" xmlns=\"http://www.w3.org/2000/svg\"><path fill=\"white\" fill-rule=\"evenodd\" d=\"M2 1L3 0H0V3ZM6 1H9V0H6ZM6 1L4 0V2H6ZM21 1L22 0H18V2H19L20 5H18L19 8L17 7L18 9L16 10V13L17 12L19 13V11H20L21 12V14L19 13L20 15H27L28 13L34 11L32 9L40 8L39 5L41 6L42 3H43V1H48V0H43V1L42 0L41 1L40 0H23V2H21ZM37 1H39V3H37ZM70 1L71 0H68V1L66 0L67 4H65V5H67L68 8L66 7L67 9L65 8L64 11H60V14H61L60 16L61 17H62V14H65L66 15L68 13L66 15V19H68V20H66V21H65V18H64L65 15L63 16V18H60V16H59V18H57L58 16H56V15L55 16H50V15H53V14H52V12L50 14L51 9H48L47 7H46L47 9L44 8L45 10L44 9L42 10L43 13H42L41 10H39L38 11L39 13L34 14L35 18H32L30 20L28 18L26 20L24 19L25 22L22 23V25L20 24L18 26L19 28H15L17 25H14V27L12 26L13 25L12 24V20L14 18V17L12 18V16L15 14L14 12H13V14H10L11 12H9L8 14H5L4 17L3 16L1 17V19H0V53H1L0 54V57H2V58H0V61H2V62H0V69H1L0 70V75H1L2 71L5 72L6 70H9L10 73L8 75H10V74L11 75L10 76H7V77H8V79H10V78L12 79L13 78V80L10 79L9 81L10 82L12 81L15 85L18 83L17 86L19 87L20 86L19 85L20 81H22V80L24 81V79L29 78L27 75H30L31 76L34 71H38V68L40 69L42 67L40 69L41 71L40 70H39L40 72L38 71V74L39 73H41V74H39L38 75V79H36L37 80V83H36V81L34 82V84L36 83L35 84L36 87H35V85H33L36 88V89L35 88L34 89L39 91V89H37V85L40 84L39 85V88H40L42 80H44L46 78L47 74H49L50 70H52L51 67L53 68V67L56 66V64H55L56 61L59 64V63H61L67 57V55H69V53L70 54L72 53V49L73 48H71V47H73V42L75 44L76 43L75 41L81 40L82 37H84L83 34L86 32L85 31L86 29H96V27L97 28H100L102 26V24L105 25V23L108 22L109 20L115 19L119 15V13L121 12L120 9L117 10V11H120L118 13H117V11L115 12V10H113L111 12L110 11L109 12H104L105 13V15H104V13L99 10L101 8V7L99 8V6H101L102 4H104L103 3L104 0H97V1L96 0H77V1L76 0H73L71 2V4L69 3ZM108 1H110V0H107L106 3H110ZM116 1H118V0H113V2H116ZM131 1H134V0H125L124 3H123L124 6L122 5V7L123 8H127L128 7L127 5L130 6V4H132ZM219 1L217 0V3H216V0H215L214 3H212V4H210V3L208 4L207 1H205L204 3H207L208 5L207 4L204 5V3H203V6H202L203 9H201L199 11V13L200 12L201 13L200 14L198 13L199 15L196 16L197 18L198 17L199 18L197 19L195 17L194 18L195 19L194 20L195 22L190 19V22L191 21L192 22L191 23L189 21H187V23L185 22L187 25L186 24H184V25L181 24L178 21V19H180V17L181 18L183 17V13L188 9L187 7H190L191 6L193 0H174V1L173 0H171V1L170 0H157V1H155V3H156L154 5L155 6V8H154L155 10H152L153 12H150V14H151V15L149 14L150 17L148 18V20L144 24V26L141 27L138 35L134 39L135 41L133 40V42L129 46L130 49H129V47L126 48V49H124L123 51L120 52V55L119 56H118L119 53L116 54L117 56H116L115 59H118V60L116 61L113 58L112 61L114 60L115 62L113 63L112 61H110L111 65H113V66L112 67L110 66L111 68H108L106 64H108V65H110V64L108 62H106V64L103 65L105 68L102 66L105 71L102 68V70H100L97 73V76H99L97 78L98 79L99 78L101 79L100 80V83H102L104 80H105V82H103V84H100L101 87H99L100 85L98 86L99 81L97 79L98 84L96 83V86L98 87V89L97 90L95 89V92H94L95 95H93L95 97L93 98L94 101H92V103L90 105L91 107L88 106V109H90V110H88L87 107H86V109L84 108L85 109L84 110L85 112H82L81 113L82 109H80L81 111L80 110L78 111L81 114L80 116H79V113L77 112V114H75V116H74L75 119L73 117H71L72 119H74L73 121H72L71 118H69L67 120V124L66 125L68 127L65 128V129H68L70 127V125H71V127H70L71 129L69 128L68 129V132H67V130L66 131L63 130V131H61V133H60V130H59V126L61 125L60 119L63 120V119L66 118L65 112L63 113L62 111H59L58 113H56V115L52 114V118H49V120L51 119L50 121L51 122L53 121V122L52 123L50 122V125H49V123H48L49 121H48L45 124L46 126L43 127L45 129L42 128V130L40 131L41 133H37L36 134L37 136L34 135L35 137L34 136L32 137V140L33 141L30 139L28 142H25L24 144L23 143L18 144V147L16 146L17 148L16 147L13 148V151L10 152V150H8L10 152L9 155H7L8 154V151L6 152V155L7 156L4 155L2 161L4 163L5 162L6 163L8 162V163L7 164L5 163L6 164L5 165V164H2L3 163L2 162L1 164L2 165H5V167H1L0 166V230H1L2 226H3L4 219L7 220L6 219L7 218L6 215H4V213L5 214L7 213V210L6 209L9 208L8 207L9 205L10 206L13 205V201L16 203V200L17 199H19V201L21 199L22 200L24 199V200L21 201L20 204H19V201L17 200L18 202L16 203V207H17L16 210H17V215L18 216H16L14 219H15V222H17L19 225H22V226H25V227H21L20 226V228L17 229V232H16L17 233V237H16L17 239L14 240L13 243L12 242H10V243L5 242V243L0 244V264H45V263L46 264H54V261L57 263V260H58L57 257L62 261V264H63V261L65 262L67 260L65 257L69 258V257L72 256V253L73 254L75 253L73 255V257H74L79 252L77 250H81L82 253L80 251V254L79 255H81V258L78 257V255L75 256V257H78L79 262H80L79 263L77 261V263H75V264H85V263L86 264H90V263L92 264L93 261H95L94 257H97L98 256L97 253H100L99 250L101 248H105V246L108 247L109 246V242L112 240V237L115 238V234L117 235L118 230H119V232L121 231L122 226L125 224V220H127V222L132 223L131 220L133 221V219H135V216H137V214H139V213L141 214L142 212H146V210L147 211L149 210L150 206L153 204V201L155 200V197L154 196H156L158 194L156 191H158V190H160L162 188V182H161L162 176L165 175L166 173H168L167 175L170 176V174H169V171L170 170L169 171H167V170L172 166V164L174 165V164H178V163H186L187 162L186 157L184 156L185 155L184 152L186 151V148L185 147H186L187 141L190 138V136L192 137V135L195 134L194 132H197V129L196 128H198V126L201 125L203 123V121L205 120V119H203V116L206 114L205 111L207 110V108L211 107V105L213 104L212 102H214L213 100H215L214 98L215 97L217 98V95H218L217 94V92H218L217 90H218V88L220 86H223V83L225 84V82L229 79L230 75L234 73V70H236V67H237V62L243 56H245L244 53H246L247 50H248V48L251 46V43H252L251 41L253 39V36L249 33V27H247V26H249L248 24H250V21L252 20L251 18H253L255 16V14L259 10H261V9L264 8V0H257L258 2L254 1V3L255 2L257 3V4H253V6L256 5V7L255 6L253 7V9L254 8L255 9L254 10L253 9L251 10L252 13L248 11L247 12L248 14L246 13V15H244L246 20H244V17H243V20L242 21L244 23L241 22V24L239 26L240 28H237V30H236L237 33L235 32L236 35L234 34V36L232 37V40H231L232 42L230 41L231 44L230 43L228 44L229 47L227 46V49L225 51L226 53L224 54V56L220 58L221 60L219 59V61L217 60L216 62H213L214 65H213V63H211L210 66H208V69L209 70H207V69L204 70L205 72L203 74V77L201 75V77L199 76L200 79L197 77L198 80H196V77L193 75V72H194L195 67L198 66L197 64H199V62L201 64V62H203L205 60V58H206V54H205L206 51L205 50H206V48L209 47V46H207V44H209V41H210L209 39L212 38L211 39V43L214 40V36L213 35L215 33L214 31L216 30L215 29L216 28L215 27L216 26L215 24L217 23L215 21L216 18L219 17L218 19H220V17H223L224 14L225 15L226 14L229 15V16L228 15L224 16V17H226V19H228V18L231 17L230 14H233V17H234V15H235V13L237 11L236 9H238L241 6L243 0L242 1L241 0H237L238 2L236 0H234V1L233 0H227L228 1L227 3L224 2L225 0L224 1L221 0L222 3H221V1L220 2ZM4 2H2V4ZM62 2H63V0H62ZM97 2H98V4H97ZM111 2H112V0H111ZM64 3H61L60 4L61 7H63L62 4H64ZM189 3H191V4L189 5ZM228 3L229 4H232V5L229 6ZM236 3H238V4H236ZM239 3H240V6H238ZM36 4H38L37 5V8H36ZM68 4H69V6H68ZM28 6H30V8ZM227 6H229V7H227ZM260 6L263 7V8H261ZM32 7H34V8H32ZM97 7L99 9H96ZM27 8L28 9H31V10H28ZM184 8H187V9L184 11ZM225 8H227V9H225ZM221 9H222V11L225 9L222 13H224L225 11H227V12H225L224 14H222L221 13ZM27 10H28V12H27ZM86 10H87V12L84 13L83 11H86ZM171 11H173V13ZM232 11L235 12V13H233ZM22 12H23V14H22ZM88 12H90L89 13L90 16L88 15ZM94 12L96 13V15L99 14L100 12H101L100 14H103V15H100L99 14V18H98V16H96L95 14H93ZM79 13H81V14L79 15ZM37 14H39V16H41V17H39ZM84 14H86V15L83 16V17H81ZM91 14H93L95 17L93 15L91 16ZM116 14H118V15H116ZM175 14H176L177 17L175 16ZM179 14H180V16H179ZM250 14H251V16H249ZM8 15H10L11 17L8 16ZM114 15H116V16H114ZM210 15H212V16H210ZM252 15H254V16H252ZM36 16H37V18H36ZM47 16H49V17H47ZM67 16H69V17H67ZM84 17H87V18L89 17L90 19H87L86 20ZM174 17H175V19H174ZM176 18H177L178 23L176 21ZM10 19H11V22H10ZM38 19H40V20H38ZM78 19H79V21H78ZM32 20H34L35 23ZM48 20H50V21H48ZM62 20L65 21V22L62 23ZM173 20L176 21V22H174ZM180 20H182V19H180ZM27 21H29V22L27 23ZM54 21L57 22V23H55ZM60 21L62 23V24L60 23L62 26H59V22ZM87 21H88L89 24H87ZM51 22L52 23L54 22V24L52 25ZM75 22L77 24L80 23L79 26L76 25ZM83 22L86 23L88 26L86 24H83ZM166 22H169V23H166ZM9 23H10V25H8ZM47 23L48 24L51 23L52 26L51 25H50L51 27L48 26ZM170 23H172L171 24L172 26L170 25ZM192 23H194V24H192ZM200 23H201V25H200ZM27 24H29V25H27ZM56 24L59 27H57ZM74 24H75V26H74ZM158 24H159V26H158ZM163 24H165V26H166L165 28H167L168 30L167 29L163 30V31H165V33L164 32H159V33H162V35L161 34H160L161 36L159 35V38L157 39L158 42H155V43L152 42L151 39H152L153 36L151 37V35H152L151 33H153V32H151V31L156 32V28H157V30L160 29V31H162L161 28H163V26H164ZM173 24H177V26L178 25L179 26L176 27V25H173ZM180 24L183 25V26H180ZM188 24L190 25L189 27H188ZM80 25L81 26H86V27H84L85 29H83ZM89 25H90V28H89ZM211 25L213 27H211L210 30H209V26H211ZM45 26L47 28L49 27L50 29L49 28L47 29ZM94 26H95V28H94ZM169 26L172 27L171 28L172 30H169V28H170ZM174 26H175V28L181 29V30H179L180 32H178L179 33L178 34V37L175 40H173L172 37H171V35H170V33L174 30ZM5 27H7V28L5 29ZM12 27L14 28V30H13ZM53 27H57V28L54 29ZM76 27H77V29H76ZM62 28H64V29H62ZM79 28H82V29H79ZM142 28H143V30H142ZM46 29L48 31L49 30L50 31L49 32L46 31L47 32L46 34H48V35H46L47 36V39L45 38L46 39L45 40L43 38L45 40V41H43L41 37H45V34H42V32H43V30L45 31ZM56 29L57 30H60V31H57ZM213 29H214V31H213ZM51 30L53 31L52 33H51ZM76 30L78 32H76ZM166 30L169 31V32H167ZM262 30H264V27L262 28ZM55 31L58 34H56ZM210 31L211 32L213 31L212 32L213 33L212 36H211ZM50 33H51V36H50L51 38L48 37L50 35ZM9 34H11V35H9ZM39 34H42V35H39ZM37 35H39V36H37ZM165 35L168 36L167 37L168 39L166 38ZM148 36L151 37V38H149ZM162 36H164V38H162ZM39 37L41 39H39ZM170 37H171V40H173V41H171L169 39ZM63 38L64 39L67 38V39L64 40ZM69 38L71 40H69ZM160 38L163 39V40L166 39L164 41V44H165V42H167L165 44V47H164L163 44H161V43L159 44V42H161V41L163 43V40L160 41ZM34 39L36 41H34ZM38 39L39 40H42L43 42L39 41ZM62 39L64 40V42L66 41L67 43L66 42L65 43L62 42V44H61ZM37 40H38L39 43L37 42ZM189 40L192 41V42L194 41L193 44L195 46L197 45L198 47L196 46L197 48L195 49V46L193 44L191 45L192 42H190ZM168 41H171V42H168ZM176 41H179V43H177V44H179L178 46L175 45L176 44ZM30 42L32 44L35 42L34 44H35L36 48H35L34 44L33 45H30L31 44ZM57 42H59V43H57ZM170 43H172V44H170ZM201 43H202V45H205V43H206L205 47L204 46L201 47ZM60 44L61 45L64 44V45L61 46ZM168 44H170L171 46L168 45ZM27 45L30 46V47H28ZM70 45H72V46H70ZM147 45H150L154 49L153 48L151 49L150 46H147ZM154 45H156V46H154ZM159 45H162L163 49L164 48H168V50L166 49V51L163 50L164 53L165 52L168 53L167 56H165L166 53L164 54V56L166 58L168 57L167 60H166V58H164L168 62H166L165 64L163 63L164 64L163 71L165 69H167V70H165L166 72L164 71V73H167V74H164L163 73L164 77L162 75V77L160 78L161 80L158 79V80H160L159 81L160 83H158V81H156L154 83V85L156 83H158L159 85L156 84L157 86H152V89H150L148 91L149 94H150V95L147 94L148 97L145 94L143 96V98H141L142 101H140V100L138 101L137 100L138 103L141 102L144 105L140 103L138 105V108H137L136 107L137 102L135 101L136 103L134 102V104L132 103V105H134L136 107V109L131 104H130L131 105L130 107H128V106L125 105L122 108V110H121L120 113L124 112V114H119V118H118V121H117V122H120V120L123 121V122H120L121 123L120 125L117 123L118 126H120V127L122 126V127L120 128V127L117 126V128H118L119 131L116 128L115 133H116V135H119L120 134L119 135V138H120V136L121 137L123 136L121 138V140H123L122 143L124 142V144H122V146L119 145L118 143L120 142V144H121V140L118 138V136L112 135L115 139H113V137L111 136L112 138L109 137L108 140L111 139L113 141L114 140L117 141L118 147L116 146V142L115 141H114L115 142L114 143L113 141L111 142V140L108 141L106 139L107 142L106 141L105 142H106L107 145H105V143H104V145L103 146L101 145L102 147L99 148V151H97V154H100L99 155L100 158L97 157L98 155H95L94 156L95 158H94V161H93V167H95V166L98 167L99 164L103 160H104V162H107V163L110 162L109 164L111 165L112 168L110 169V171H108V172H110V173H108L109 176L108 177H105V178H102L100 181H98L95 184H92L90 182V179H91V176L93 175V173L95 172V168L96 167L94 168V171H93V168L90 167V169L93 172L89 168L82 169L79 172L80 174H78V176H76L77 178L75 177V178H72V179H68V177L61 172L62 170L59 171V168H57V167H55L53 165L55 162H56L55 164H58L57 163V160L59 159V157H56L55 155L60 156L61 153H60V151H58V150H61L62 149L60 147H63L65 144H67L68 150L70 151V149L73 148V146H74V148H73L74 150L71 149V151H70L71 152L70 153L71 155L69 153L68 154L71 156L70 157L71 160L72 159L73 160H76L80 156L81 152L83 150H85L86 147H88V145L89 146H94V145L96 146L97 145L98 141L100 140L99 137L101 136V133H102L101 131H100L101 133H99L98 130H97L98 132L95 131V129L94 130H91L90 131V135H89L91 138L89 137L86 140L81 135V133L83 134L84 132H81V131H86L87 128H88V126H89V124H90V121H92L96 116L97 117L104 116V115H102V112L104 114V111L106 110V108L108 110L111 107L110 105H112L116 101V99H118L119 94H121L120 91L123 90V88L125 86V83L127 82L126 80L129 81L131 79V77H133V76L136 75V73L138 74V69H139L141 63H143L144 60L145 61L148 60L150 58V56H152L154 53H156L157 50H158V48H159L158 51L162 50V49H160V46ZM167 45H168V47H167ZM188 46H192V47L194 46L193 47L194 48V51L192 53L193 56L191 55L189 57H185V51H186V49H187ZM27 47L29 48V51L30 52L28 51V48ZM31 47H32V49H31ZM140 48H143L144 50L142 49L143 51L140 52L141 51ZM244 48H246L247 50H245ZM63 49H65V50H63ZM197 49L199 50V54H198V50ZM23 50L25 52L24 53H21V51H23ZM172 50H173V52H172ZM176 51H178V52H176ZM143 52H146V53H143ZM147 52H150V53H148L150 55H148ZM25 53H29L28 56H26ZM48 53H49V55H48ZM17 54H18V57H16ZM132 55H133V57L134 56H137V60L140 63L135 62L134 64L133 63L131 64V62H129V61H132V58H133ZM138 55L141 58H139ZM21 56L22 57L25 56V58H21ZM142 56L145 57V59L144 58L142 59ZM16 58L17 59H20L21 58L22 61L24 60L23 62H25V63H23L21 60H17ZM26 58H27V60L25 61ZM15 59L18 62H17V64L15 63V64L11 65L12 66L11 67L10 64H12L13 62H16ZM140 59H142V60H140ZM195 59H196V63H194ZM60 60H61V62H60ZM165 60H164V62H165ZM191 60H192V62H191ZM180 61H182L185 64L181 63ZM179 62H180V64H178ZM22 63H23V65H21ZM36 63H38L39 66H36L37 65ZM18 64H19V67L20 68L18 67ZM40 64H41V66H40ZM129 64L130 65H133V66H130ZM135 64H137V65H135ZM53 65H55V66H53ZM183 65H184V67H183ZM215 65H216V67H215ZM13 67H15L14 70H13ZM170 67H172L173 69L170 68ZM2 68L3 69L4 68L5 69L6 68H9V69L3 70ZM36 68H37V70H36ZM106 68L108 70L111 69L112 70V72H111L112 74ZM115 68H116L117 71L115 70ZM186 69H188V71H186ZM15 70H18V72L15 71ZM136 70H137V72H136ZM182 70L184 71L185 74L183 73ZM21 71H22V73H21ZM101 71H103V72H101ZM13 72H14V74H13ZM15 72H16V74H15ZM3 73H2V75H3ZM98 74H100V75H98ZM103 74H105L104 77H103ZM107 74H110L111 76H109ZM2 75H1L0 78L3 77ZM187 75H190V77H187ZM205 75H207V76L205 77ZM263 75H264V68L261 67L259 69V78L260 77L263 78V80H262V82H263L262 85L263 86H261L260 89L258 88L261 91H259L257 89L256 90H254V89L252 90L253 92L255 91V94L253 92H251V94L253 93L252 95H250V99H252V100H250V99L248 100V101H252V103L255 102L257 104L263 98L262 97L263 94H264V91H263L264 90L263 89L264 88V76ZM4 77L7 79L6 76H4ZM4 77L2 78V80L0 79V83H1V85H0V96H1L0 97V101H1L0 104L2 102H4V100H6L8 96L11 99V103H10L11 105H12V102H13L12 100H14V102H15V103H13V105L11 107L8 106L10 108H8V110L5 113L6 115L4 116L5 117L4 119L7 120L8 118L11 117V115H12V117H14L15 115L13 116V114L19 113L22 110L23 104L24 103L26 104V101L28 103L29 102V99L31 98V96L33 97L35 94H37V91H35L34 89L32 91H30L33 88L31 86L32 88L29 89V91H26V92H29V93L27 94L25 92L27 95H30V96L27 97L26 94H25V96H23L24 94L23 95L21 94L20 95L21 97H20L19 94L17 95V93L15 92V91L18 92V90H19L18 87H15V85H13V83H12V85H8V84H11V83L8 80L6 81V79H4ZM207 79H208V81H207ZM183 80H184V82H183ZM224 80H226V81H224ZM4 81L6 82L7 86H9V87H7V86L5 87L6 84L3 83ZM38 82H39V84H38ZM171 82H172V84H171ZM185 82L188 83V84H186ZM182 83H183V85L185 83L189 87V89H187V91H184L183 90ZM11 86H13V87H11ZM176 86H177V88H176ZM180 87H181V89H180ZM84 88H88V87H84ZM153 88H154V90H153ZM8 89H11L14 95H12V92L10 90L11 95H12V96H10V94L7 92ZM83 89H82L81 92H86L85 91L86 89H84V90ZM179 89L182 92H184V93L186 92V95L183 96V98H185V99L182 98L183 102L181 101V105L179 106L180 110H181V107H182V110L181 111L179 110L178 113L175 111L177 114H176V116H173L174 118H172V114H171L170 118H169V116H167L168 119H169L168 121L165 119L166 118V116H165V118H163V119H165V121L163 120L164 121V124L162 123L163 121H160L161 124H160V122H158L161 125V127H160L158 123H155L154 122V120L157 118L154 115L157 114L156 116H159V115L162 114L163 110L165 111V107L167 108V106H169V104H170L169 102H171V99L173 98L172 95L175 96V94H177V92H181V91H179ZM260 92H262L263 94L260 93ZM187 93H189V94H187ZM3 95H4V97L5 96H7V97L4 99V97H2ZM117 95H118V97H117ZM168 95H169V97H168ZM204 95H205V97H204ZM22 96H23V99L20 100L22 98ZM11 97H13V98H11ZM95 98H96V100H95ZM16 99L19 100V101L17 100L18 101V104L16 103ZM255 99H257V101H255ZM9 102H10V100H9ZM236 104L239 105V104H242V103L239 102V104H238L236 102ZM246 104H248V102ZM243 105H245V104H242V105H239V106L242 107ZM13 106H14V108H13ZM246 106L247 105H245V108H246ZM24 107H26V106H24ZM125 107L126 108L128 107L127 108L128 110L126 109L128 112H126V110L124 111ZM247 107L249 109H251L249 106H247ZM245 108L242 107L240 109H241L242 113L245 114V115L242 114V118L244 116L243 119L245 120V122H247L249 118H247L245 116H248V113L250 112V110H248V108H247L246 110H248L249 112L247 111L248 113L247 112L245 113L244 112L245 111ZM19 109H20V111H19ZM161 109H162V112H161V114H159V111H161ZM243 109H244V111H243ZM9 110H10V112H9ZM132 110H134V111L132 112ZM182 111H183V113H182ZM227 111L228 112L229 111L231 112V110H229V109ZM227 111L224 110V114L223 115L221 114V115L216 116V117H218L217 119L220 118L219 116H222L221 119L222 118L224 119L228 114H229L228 116H231V113L232 112L231 113L230 112L228 113ZM241 111H239V113H237L238 111L235 112V109L233 111L235 114L237 113L236 114V117L239 116L238 118H236L237 121L234 120L236 122V125H235V122H234V124L232 123V126L235 125L234 126L235 128L238 127L237 124H239V127L240 128H242L243 127L242 125L245 124V122H243L244 120L240 116L241 115ZM95 112H96V114H95ZM99 112H101V115L99 114ZM7 113H9V115ZM174 113H173V115H175ZM234 113H232V114H234ZM250 113L252 114V112H250ZM135 114H136V116H135ZM225 114H226V116H225ZM235 114H234V117H235ZM77 116H78L79 119L77 118ZM91 116L93 117L92 120H91ZM125 116H127V117L125 118ZM181 116L186 117V122L185 123H183L185 121V120L183 121V118L184 117L181 118ZM251 116H250V118H251ZM53 117L56 120L53 119ZM57 117H58V119H57ZM89 119H90V121L88 123L87 121ZM5 120H3V121L6 122ZM180 120H181L182 123H180ZM69 121H71V124H70ZM174 121H175V124H174ZM151 122L152 123H155L156 124V127L154 126L155 124H151ZM240 122H243L244 124L241 125ZM86 123H87V125L85 127V124ZM149 123L151 125L150 128H152V127L154 128L155 127L154 129H156V130H154L152 128V131L150 132L151 129L149 127H148L149 129L146 130V128H147V125L146 124H149ZM178 123L180 124V126H179ZM57 124H59V125H57ZM68 124H70V125H68ZM122 124H124V125H122ZM181 125H183L184 127H182ZM157 126H159L158 129H157ZM0 127H2V125H0ZM180 127H182V131L184 129V131H183V133L181 135L182 137L177 136V137H180V138L175 139L174 136L176 134H174L175 132L174 133L172 132L174 134L172 136L171 131H172L173 128H180ZM234 127H232V130L233 131L231 130L232 135H233L234 132L236 134V131H238V128H239V127L236 128L237 129L236 130ZM62 128H64V126ZM170 128H171V131L169 130ZM173 130H175V129H173ZM145 131H146V134H148L147 137L149 136L148 139L146 140V143L144 141H142V139L143 140L146 139V138L145 139L143 138V137H146ZM147 132H149V133H147ZM231 133L229 132L230 135H231ZM78 134H80V135L77 136ZM183 134H185V136L187 135L188 138H187V136L185 137ZM235 134L233 136L231 135V137H232L231 139H233L231 141L236 140V135ZM102 135H103V133H102ZM124 135H126V136H124ZM164 135H168V136H165V137H169L170 136V140L171 141L169 140V138H167V142H166L167 144H165V142L164 143L162 142V139H164V137H163ZM230 135H229V137L227 136V138L230 139ZM234 136H235V139L233 138ZM78 137H80V138L78 139ZM172 137L175 140V142L177 141V143H178V144L177 143L175 144L176 147H174L175 145L174 146H171L172 143L170 144V142H172V139H171ZM98 138H99V140H98ZM101 138H102V136H101ZM80 139H81V142L82 143L80 142ZM83 139H84V141H83ZM95 139H97L98 141L96 142ZM116 139H118V140H116ZM160 139H161V141L157 142ZM178 139H179L180 143H179ZM202 139H203V137L199 138V140H202ZM181 140H182V142H181ZM78 142H80V143H78ZM88 142H91V143H88ZM94 142H95V144H94ZM108 142H109V144H108ZM76 143H78L79 145L76 144ZM111 143H113V145ZM140 143L141 144L143 143V148L140 147V146H142V145H140ZM68 144H70V145H68ZM138 144H139L140 149H138L139 148L138 147ZM162 144L165 145L166 148L164 146H162V148H161L160 145H162ZM24 145L25 146L30 145V148H29V146L26 148ZM111 145L112 146L115 145V147H117L118 150H120V154H119V151L117 150V148H113L114 150L116 149L117 152H115L114 150H109L110 147H112ZM167 145H169V146H167ZM69 146L71 148H69ZM75 146H76V148H75ZM104 146L105 147L107 146V148L109 150L108 153L109 152L111 153L112 151H114V152H112L113 154L112 153H111L112 155L110 153L108 154L107 153V150L103 149L107 153V155H108V156L106 155L107 157L104 156L105 154H103V153H105V152L102 150V148H105ZM65 147H66V145H65ZM119 147H120V149H119ZM168 147H170L171 150L168 149ZM173 147H174V149H173ZM28 148H29V151L27 150ZM81 149H83V150H81ZM166 149H168L170 151L171 156H170V154H168L169 157L166 156L168 158L165 159V157H163L162 154H163V152L166 151ZM25 150H27L29 153L26 152ZM100 150H102L103 152L101 153ZM136 150H138V151H136ZM162 150H163V152H161ZM16 152H17V154H16ZM114 153H116V155ZM159 153H161V155H159ZM73 154H74V156H73ZM153 154H154V156H153ZM77 155H78V157H77ZM101 155H102V158H101ZM148 155H150V156H148ZM180 155H182L184 157H182ZM110 156H111V160H110ZM159 156L160 157H163L162 160H161V158ZM5 157L8 158V159H6ZM55 157L57 158V160H56ZM154 157H156L157 159L154 158ZM18 158L19 159L21 158V160L19 161ZM182 158L183 159L185 158V159L182 160ZM13 159L16 162H19V164L17 165L16 162H15L16 165L14 163H11V162H14ZM17 159H18V161H17ZM98 159H100L101 161L98 160ZM148 159H149V162L152 159L153 160L155 159L154 160L155 162L160 159L161 161H164L165 160L164 162L165 163L167 162V163H166V166H165L164 162H161V161L159 162L158 161V163H162L163 164V165L160 166L161 169L162 168H164V169H162L160 171L159 170L160 168H158V170H159L158 173L159 174L155 172L157 175L154 173L156 176H153V175H149L148 174L149 173L148 170H145L147 167H149V164H151L153 162V160H152L149 163L148 162ZM177 161H180V162H177ZM62 165L65 166V164H62ZM167 165H169V167ZM203 165H205V164H203ZM203 165H201L203 168L206 167V165L205 166H203ZM58 166L60 167V165H58ZM162 166H164V167H162ZM165 167H167V169ZM66 168H68V167H66ZM66 168L63 169V170L66 171L67 170ZM50 169L51 170L57 169L59 173L56 170L55 171H51ZM49 170L51 172H54L53 182L52 183L49 182V183H46L45 186H41L42 185V181L44 179V176H46V173H48ZM144 171H147L146 172L147 173V176H151V178H150V181L148 179V182H146L147 184L145 183L143 185V183H141V182L143 181V178L147 177L146 176V173ZM55 172H56V174H55ZM142 172H144V173H142ZM140 173H142V175H144L145 177L142 176V175H140ZM55 175H57V176H55ZM158 175H159V179H158ZM196 175L197 174L195 172H194V174H190V176L188 177V182H186L187 184L185 183L186 185L184 184L182 187L180 186L181 188L179 187L181 190L180 189H178V190L181 191L182 194L175 196L178 199H173L174 201L172 200L171 203H167V205H165L166 207L165 206H163L162 208L161 207H157V209H158L157 212H160V213H158V214L155 213V215H152V216L155 217L156 214H157V215H159V217L156 216V218H153V217L150 216V219L152 218L151 221L148 220L149 218L146 219V220L144 219L146 222L143 221V223L141 224V226H139L136 229L137 230V231H135L136 233L134 232V234H133L134 236L129 240L130 242L126 246V254H127V258L126 259H128L131 262L129 264H136V263L137 264H142L144 262V259L146 257V254L149 251H151L154 246H156L157 244H160L161 243V241L164 239L162 237H165L166 234L162 236V234L157 231V229H156L157 226H159V224L163 220H165L166 218L170 217V215L172 214V212H173L174 208L176 207L177 203L179 202V200H181L182 195L183 194H186V193H189L190 191H192L195 188L194 184L196 182L194 183V181L197 180V178L195 177ZM16 180H17V182L19 181L18 183H16V184H18V186H16V184L14 185V182H16ZM134 181H136V182H134ZM190 181L193 182L194 184L191 183ZM140 185H141V187L142 186H145V187H142L141 188V187H139ZM11 186H13L14 188L16 186L17 189L16 190L13 189L12 192H9L10 188H12ZM147 186H149V187H147ZM192 187H194V188H192ZM37 188H38V190H37ZM182 188H184V190ZM127 189L129 190L128 192H130V193H127V194L128 195L129 194L132 195V197H131V195L128 197L129 199H127V196H124L126 198L123 197V195L126 194L125 192L127 191ZM123 190H125V191H123ZM103 191H105V193H103ZM50 192L53 193L52 196H50ZM11 193H13V194H11ZM32 194L36 196V199L40 198V199H43L44 200V199L49 198V199H47L49 201L45 200L46 205H48L47 206L48 207V210H49V211L47 210L48 213L46 212V210H45L46 213L43 212V211L41 213H39V214H38V212H32V206H33L32 205L33 204V200H31ZM46 194H48V195H46ZM149 194L151 195V197H150ZM46 196H48V197H46ZM119 199L120 200L126 199L127 201L125 200V204H124V207H123L124 209L123 210H120L119 216H117L118 215V212H116V210H114V207L116 206L117 203H119V201H120ZM128 200L129 201L131 200V202H129ZM168 204L169 205L170 204H172V205L174 204L173 207H172V205L170 206V207H172V209L170 207H167ZM154 206H155V203H154ZM2 208H4V209H2ZM159 209L161 211H159ZM169 209H171V210H169ZM97 210L103 211L104 214H106L104 211H107L110 214L109 215L107 213V215H109V216H111L112 212L113 213L116 212L117 215H115V220H114V218H111V219H108V220L107 219L106 220H103V221L106 222V224H105V222L104 223L102 222V225L104 226L105 229L103 230V226H102L101 229L103 231L100 230L101 231L100 233L98 231V232H96L95 235L92 234V235H94V236L91 237L92 239L89 238L90 239L89 242L92 243V244L89 245L90 243L87 240L88 238L86 239V236L89 237V235H90V230H87V224L89 223V220L90 219H93V218L97 219L100 216H102V214H103L102 212H100L102 214L99 213L100 215H98ZM263 210L260 211L259 215L264 220V217H263L264 216V212H263ZM95 211L97 212V214H96ZM165 211H166V213H165ZM93 216H95V217H93ZM124 218H125V220H124ZM128 219H130V220H128ZM154 219H156V220H154ZM109 220L110 221L113 220V222L112 221L110 222ZM123 220H124V222H123ZM119 221L120 222L122 221V222L120 223ZM86 222H88V223H86ZM105 225H108V226H105ZM88 226H89L88 229H90V224ZM73 229L74 230L76 229L79 232L81 230V231L85 232L84 234H89V235H86V236L85 235L84 236L82 235L83 236V240L82 241H84V242L82 243V241H81V243L78 242V244H74L73 246L74 247H77V249L76 248H73V246L71 245L70 247H72L73 249L71 248V250H70L69 249L70 247H69L68 248L70 250L69 253L67 252L68 251L67 250L66 251L67 254L66 253L64 254L63 252H65V250L63 251V248H61V247H59L60 249L58 248V246L60 245L59 244L60 242H58V241L60 240L61 237H63V234L66 235V236H68V234L69 235L73 234L74 233L73 232L74 231ZM154 230H156L157 233ZM219 230H220V232L216 233L214 236H211V239H209L208 246L206 247L207 254L205 253V254L201 255L198 264H208V263H211L212 261H215L216 258H218L219 256L221 257V255H224V254H227V256L229 255L230 256V259L231 258L234 259L233 258L234 257L233 256L234 254H231L232 252H234V251H232L233 249L231 248V246H232L231 244L233 242H235L236 238H241L243 234H241V235L239 234L238 237H234L233 236V234H234L233 233L234 232V227L233 228L232 227H229L227 229H219ZM222 230H224V231H222ZM86 231L87 232L89 231V233H87ZM83 232H81V233L83 234ZM119 232H118V234H119ZM156 234H158V235L156 236ZM223 234H225V235H223ZM231 234H232V238H231ZM260 235H261L260 233L257 234L256 237L258 239L255 238L256 240L254 242H256V241H258L260 239ZM152 236H154V237L152 238ZM85 240H87V244L88 245L85 244L86 243ZM153 243H155L156 245L153 244ZM79 245H81L82 247H80ZM83 245H85V247ZM54 246H57L56 250H54L53 253H50L53 250ZM86 246H88V247H86ZM229 246H230V248H229ZM57 249H59V250L57 251ZM75 249H76V251H75ZM229 252H231V253L229 254ZM48 253H50L52 255H50ZM53 254H54V256L56 258L53 256ZM51 256H53V257H51ZM231 256H233V257H231ZM46 257H49V258H46ZM46 259H50V261L49 260L46 261ZM63 259H65V260H63ZM42 262H44V263H42ZM193 264H195V263H193Z\"/></svg>",
  "mask_w": 264,
  "mask_h": 264
}]
</instances>
